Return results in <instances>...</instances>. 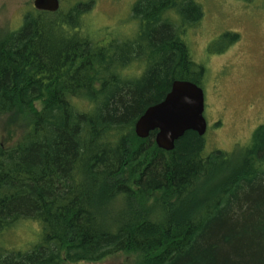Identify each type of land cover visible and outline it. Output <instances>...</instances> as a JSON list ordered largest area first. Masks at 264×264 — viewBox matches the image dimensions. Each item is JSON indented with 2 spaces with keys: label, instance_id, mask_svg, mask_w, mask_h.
Here are the masks:
<instances>
[{
  "label": "trees",
  "instance_id": "16d2710c",
  "mask_svg": "<svg viewBox=\"0 0 264 264\" xmlns=\"http://www.w3.org/2000/svg\"><path fill=\"white\" fill-rule=\"evenodd\" d=\"M93 1L0 31V118L18 131L0 144V264H264V123L231 152L194 131L165 151L133 130L174 80L200 85L187 30L201 5L133 0L132 36L104 42Z\"/></svg>",
  "mask_w": 264,
  "mask_h": 264
},
{
  "label": "rangeland",
  "instance_id": "374dc122",
  "mask_svg": "<svg viewBox=\"0 0 264 264\" xmlns=\"http://www.w3.org/2000/svg\"><path fill=\"white\" fill-rule=\"evenodd\" d=\"M32 1L0 0V31L18 27L25 12L33 8ZM196 1L203 15L195 27L187 30V41L193 60L203 67L199 86L204 93L206 150L231 152L236 145L237 149L244 146L252 131L264 123V0ZM132 3L133 0L93 1L90 21L94 34L104 42L132 36ZM226 32L238 37L222 50L225 40L220 36ZM35 106L41 107L40 101ZM17 134L16 127L1 117L0 144H10ZM135 258L123 252L99 261L66 264H135Z\"/></svg>",
  "mask_w": 264,
  "mask_h": 264
},
{
  "label": "water",
  "instance_id": "95a60500",
  "mask_svg": "<svg viewBox=\"0 0 264 264\" xmlns=\"http://www.w3.org/2000/svg\"><path fill=\"white\" fill-rule=\"evenodd\" d=\"M36 10L54 12L59 8V0H33ZM204 93L202 88L190 80H174L164 98L148 106L134 123L137 137L146 138L155 131L156 146L165 151L174 148L186 131H194L202 136L207 129L203 115Z\"/></svg>",
  "mask_w": 264,
  "mask_h": 264
}]
</instances>
